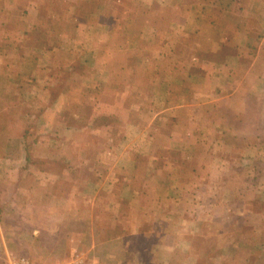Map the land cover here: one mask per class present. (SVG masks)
Masks as SVG:
<instances>
[{
    "label": "crops",
    "instance_id": "obj_1",
    "mask_svg": "<svg viewBox=\"0 0 264 264\" xmlns=\"http://www.w3.org/2000/svg\"><path fill=\"white\" fill-rule=\"evenodd\" d=\"M66 2L74 27L51 45L44 0H0V121L27 130L0 155V264L69 259L29 249L95 219L101 264H189L190 234L222 214L208 178L264 167V0Z\"/></svg>",
    "mask_w": 264,
    "mask_h": 264
},
{
    "label": "rangeland",
    "instance_id": "obj_2",
    "mask_svg": "<svg viewBox=\"0 0 264 264\" xmlns=\"http://www.w3.org/2000/svg\"><path fill=\"white\" fill-rule=\"evenodd\" d=\"M65 1L44 0L43 3L45 15L41 19V22L42 24L46 25V27L43 31L35 30V36L38 35L39 38L45 39L46 43L51 45H58L59 43V35L57 34V30L67 29L70 26L74 27L75 24L74 19L68 18L64 14V9H67V2L65 3ZM78 7L84 9V4L82 3L78 5ZM151 43L152 42L146 40L140 44V56H148L149 47L151 48L154 46ZM64 47L65 46L60 47L64 55L61 54L59 58V60L62 61V76H66V74L69 73V69L66 68L67 66L64 67V62L68 58V54H66L64 51L66 47ZM137 50V47L135 50L130 49L129 55H132L134 52V54L137 55ZM160 51L163 53L164 49H161ZM57 59L58 58H56V60ZM32 68L33 66H30L29 73L34 71L35 68ZM74 69L75 70L73 71H75L77 74L83 75L85 72V69L81 66H76ZM138 69L140 71L142 70L141 67H138ZM63 78L65 77H62V79ZM17 85H19V83ZM17 85L15 83L14 87L17 88ZM25 107L27 109L26 105H21L20 108L24 109ZM13 114L9 115L13 116ZM16 115L20 114H15V118ZM9 120L10 117H7L6 119L0 121V155H4V153H8V151H12L10 150L12 144L14 148L17 146L16 148L18 149V142L16 143V139L17 137H20L24 131H27L26 129L21 128L11 129L6 127L8 124L10 125ZM94 143H96L95 140ZM254 167V176L246 180V183L243 182L240 185L236 184L235 178L233 177H215L214 180H216L215 182L217 187H219V189H217V187L215 188V185L212 184L211 178H208V183L205 184L204 189L207 188L205 192L206 195L209 191L213 195L210 197L209 203L212 201H220L218 207L220 206L219 209L223 215L221 214V217L218 219V221L213 220V222L209 217L208 223L200 225V232L202 234L200 237L195 239L194 233L193 235L190 234V248L194 253H196L197 258H195L196 256H190L189 264H264V198L259 194L261 182L264 180V177H261L260 174L263 172L264 167L259 165ZM236 178L239 179V177ZM250 198H253V200L250 201ZM206 210L207 209L204 210L205 213ZM102 216L104 222L111 219V217H106L104 214ZM97 220L95 219L93 221L92 226H90L91 224L87 226L88 232H86V226L82 224L80 226L76 225L75 227L78 231V235L73 241L65 240V238H63L53 240L52 242L50 241V243H46L45 240L39 242L41 245L44 244L42 245L43 247L39 248L38 245L32 246V248L29 249V256H32V258L37 260L42 258L44 260V256H42V250L45 251L46 248H50L49 250L54 249V252L57 251L60 253V255H64L62 252L65 251L66 244H69V246L72 244L74 246L73 252L80 257L82 256V259H84L85 262L101 264V245L104 243L102 242V234H104V229L101 230V221L100 219ZM116 230L118 229L112 230L110 227L109 232L115 234L117 232ZM81 232L84 236L85 234H87V236H91L89 237L90 239L80 237L82 236ZM161 239L164 240L163 238ZM170 242L171 241H167V243ZM31 243L32 242L29 241V244ZM155 243L162 244L161 241H155ZM181 252L183 251H181L180 247H178V250H176L174 254ZM171 255L173 256V254ZM20 258L28 259V257L26 258L25 256ZM165 259L168 258L158 257L157 261H164ZM171 259L177 264H180L184 261H181L184 259V257H176ZM17 260L19 259H15V257L13 258V262ZM38 264L42 263L40 262Z\"/></svg>",
    "mask_w": 264,
    "mask_h": 264
},
{
    "label": "built area",
    "instance_id": "obj_3",
    "mask_svg": "<svg viewBox=\"0 0 264 264\" xmlns=\"http://www.w3.org/2000/svg\"><path fill=\"white\" fill-rule=\"evenodd\" d=\"M13 264H37L29 261L28 259L20 258L17 261H14ZM48 264H94V263H87L84 259H82V256H78L77 254H72V256L69 257V259L66 260H58L52 263Z\"/></svg>",
    "mask_w": 264,
    "mask_h": 264
}]
</instances>
